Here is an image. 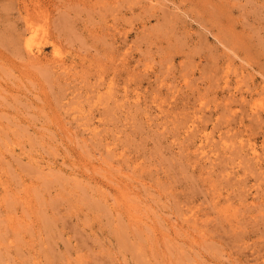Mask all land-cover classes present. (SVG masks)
<instances>
[{"label": "rangeland", "instance_id": "374dc122", "mask_svg": "<svg viewBox=\"0 0 264 264\" xmlns=\"http://www.w3.org/2000/svg\"><path fill=\"white\" fill-rule=\"evenodd\" d=\"M0 264H264V0H0Z\"/></svg>", "mask_w": 264, "mask_h": 264}, {"label": "bare ground", "instance_id": "6f19581e", "mask_svg": "<svg viewBox=\"0 0 264 264\" xmlns=\"http://www.w3.org/2000/svg\"><path fill=\"white\" fill-rule=\"evenodd\" d=\"M26 45L29 47L30 46V40H28L27 42H26ZM27 50H29L28 48H27Z\"/></svg>", "mask_w": 264, "mask_h": 264}]
</instances>
